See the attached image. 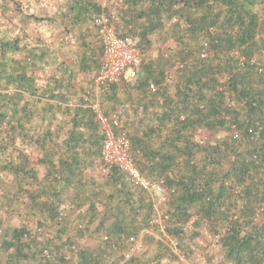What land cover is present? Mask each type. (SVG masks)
Here are the masks:
<instances>
[{"label":"trees","instance_id":"trees-1","mask_svg":"<svg viewBox=\"0 0 264 264\" xmlns=\"http://www.w3.org/2000/svg\"><path fill=\"white\" fill-rule=\"evenodd\" d=\"M102 14L145 55L132 82L96 85ZM84 96L163 193L103 162ZM184 260L264 264V0H0V264Z\"/></svg>","mask_w":264,"mask_h":264},{"label":"built area","instance_id":"built-area-1","mask_svg":"<svg viewBox=\"0 0 264 264\" xmlns=\"http://www.w3.org/2000/svg\"><path fill=\"white\" fill-rule=\"evenodd\" d=\"M114 2L115 5H119L122 0H114ZM99 23V36L105 47V53L96 85L101 87L106 83L122 84L132 82L138 75L145 55L136 47L135 41L118 36L114 22L110 21L108 16L102 14ZM207 55L208 52L205 49L203 56L206 57ZM152 89L155 90V87L152 86ZM84 98L89 106L95 110L105 133V141L101 152L103 162L109 167L115 166L122 172L127 173L136 184L144 187L150 193H163L164 188L161 182L153 184L147 181L134 165L130 157L131 141L129 135L126 132L117 131L121 127L119 116L112 115L108 117L104 115L98 102H91L87 96H84Z\"/></svg>","mask_w":264,"mask_h":264},{"label":"rangeland","instance_id":"rangeland-1","mask_svg":"<svg viewBox=\"0 0 264 264\" xmlns=\"http://www.w3.org/2000/svg\"><path fill=\"white\" fill-rule=\"evenodd\" d=\"M101 3H102V5H103V7H106V5H107V0H101ZM40 10H41V12H40V14H42V15H47V14H49V15H53L55 12H56V10H57V4H56V2L55 3H49V4H43L42 5V7L40 8ZM46 35H45V39H47L48 41H52L51 40V38H50V36H51V34L50 33H45ZM59 33H57V37H56V40L54 41V42H56V41H59V43L62 41V39H63V35H60ZM160 48H161V44H155V46L153 47V49L149 52V54L150 55H156L157 53H158V51L160 50ZM67 52V51H66ZM63 57V56H62ZM71 58V57H70ZM69 58V59H70ZM38 78H39V80L42 82L43 81V79L45 78V76L42 74V75H39L38 76ZM95 92V94L97 95L98 94V90H94ZM36 152L34 151V150H30V157L31 158H35L36 157V154H35ZM105 171H104V167L102 168V169H100L97 173H101V174H103ZM39 173H40V175L41 176H43V174H44V170L43 169H41V168H39ZM203 243H204V245H206V244H209L210 243V241H209V237H207V235H204V238H203ZM140 249V244H138L137 245V247H135V251L134 252H137L138 250ZM201 260H203V258L201 259ZM184 263H187V264H190V262L189 261H187V260H184ZM200 264H204V263H200Z\"/></svg>","mask_w":264,"mask_h":264},{"label":"crops","instance_id":"crops-1","mask_svg":"<svg viewBox=\"0 0 264 264\" xmlns=\"http://www.w3.org/2000/svg\"><path fill=\"white\" fill-rule=\"evenodd\" d=\"M96 90H98V88L96 87Z\"/></svg>","mask_w":264,"mask_h":264}]
</instances>
